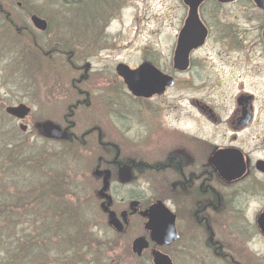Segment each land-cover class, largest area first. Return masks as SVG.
Segmentation results:
<instances>
[{"label":"flooded vegetation","instance_id":"1","mask_svg":"<svg viewBox=\"0 0 264 264\" xmlns=\"http://www.w3.org/2000/svg\"><path fill=\"white\" fill-rule=\"evenodd\" d=\"M14 1L0 0V87L8 86L7 74L20 75L19 58L32 55L39 65L22 71L21 78L27 87L20 88L15 101L0 98L5 105V113L0 115L18 125L17 131L11 129L18 134L12 143H1V189L5 181L8 185L15 182V168L20 164L16 151L20 133H28L32 139L37 133L44 135L46 143L58 145L63 157L68 145L82 148L84 138L96 136L98 149L108 154V160L99 167L110 173L111 211L123 225V231L117 233L109 226L108 214L102 211L109 229L119 237L134 223L142 226V233L126 250L129 260L157 264L155 256L159 255L165 260L163 264H264V253L260 251L264 248V156L258 157L260 147L264 152V134L258 131L264 114V0H177L178 24L170 41L168 59L145 47L136 65L112 60L108 66L112 71L100 73V79L109 85V94L102 97H92L83 87L92 79L91 73L97 71L93 63L84 65L83 59L78 63L81 54L66 48L61 34L53 29L51 18L30 3ZM96 5L93 15L99 13ZM83 10L81 7L80 12ZM96 16L104 23L109 14L101 12ZM34 17L45 21L47 29L37 28ZM38 58H44L45 66H41ZM64 60L71 64L76 75L71 82L75 93L73 104L59 114L45 113L43 123L30 122L39 111L37 105L43 101L50 106L56 101L60 104L66 101L69 88L61 70ZM196 74L206 75L201 79L203 91L209 97L187 100L202 117L207 132L198 135L178 127L173 132L163 130L161 119L155 115L154 102H163L170 92L189 89ZM214 91L221 92L220 97ZM95 98L110 105L125 101L139 104L140 119L127 120L131 124L129 132L141 128L148 143L154 142L155 137L163 143L162 133L169 132L171 138L167 143H172L160 153L149 155L148 147H142L141 151H145L142 158L132 154L121 159L118 147L104 139L101 127L82 132L79 112L90 107ZM22 105L30 109L26 119L7 113L8 108ZM174 105L177 111V104ZM40 117L38 113L39 121ZM47 123L59 128L61 136H47L44 130ZM32 148L35 152L36 147ZM36 156L26 154L25 158H29V163ZM30 167H34L33 172L36 170V164ZM122 169L127 170V181L121 180ZM35 180L33 177L32 181ZM114 182L125 185L138 182L142 186L139 192L119 198L124 205L119 212L113 210L117 200L111 192ZM10 195L0 198V215H14L18 197L15 190ZM186 199L191 202L190 210H171L166 204ZM157 202H162L172 215L162 224L164 230L155 241L147 229L149 218L143 213ZM131 203H138L135 212ZM123 212L127 213V225L121 218ZM171 228L172 239L168 237ZM137 239H143L147 245L141 253L133 249ZM112 243L121 246L113 241L104 242L109 253L104 256L107 261L114 258L110 255Z\"/></svg>","mask_w":264,"mask_h":264},{"label":"rangeland","instance_id":"2","mask_svg":"<svg viewBox=\"0 0 264 264\" xmlns=\"http://www.w3.org/2000/svg\"><path fill=\"white\" fill-rule=\"evenodd\" d=\"M63 1L15 0L14 2L30 3L39 12L51 18V25L55 31L61 34L66 48L75 53L79 51L81 54L78 63L82 59L84 65L86 62L93 63L97 71L91 73L92 79L90 78L83 86L84 89L91 92L92 97H102L109 94L107 92L109 85L104 83L106 82L104 79H100V73L105 70L108 74L112 71L108 67L112 60L113 62L127 61L136 65L145 47L149 50L158 51L157 56L161 55L162 58L168 59L170 41L178 24L179 5L177 0H119L120 2L116 0H79L78 5H65L66 2ZM95 5L98 6L99 13L109 14L104 23L98 21L99 18L96 15L99 13L92 14ZM81 7L84 8L83 12H80ZM56 28L59 29L56 30ZM19 60L20 75L7 74L8 86L0 87V98L4 96L5 102L15 101L14 96L21 93L20 88L27 87L26 82L21 78L22 71L39 65L32 55H27L23 59L19 58ZM38 60L41 66H45L44 58H38ZM61 70L69 88L66 101L61 104L59 101H56L55 104L51 103L52 107L47 101H43L37 105L41 120H38L37 113L36 119L35 117L29 119L30 122L43 123L45 117L42 115L45 113L49 114L56 111L59 114L60 111L73 104L75 93L72 90L71 82L76 78V75L71 64L66 60L61 66ZM205 76V74H196L197 78L194 84L188 86L189 89H181L177 93L170 92L163 102H154L157 103L153 105L155 115L158 120L161 119L163 130L173 132L174 128L178 127L181 131H189L198 135L207 132L202 117L188 104L187 100L193 97L202 99L209 97L203 91L201 77ZM28 84L30 85V83ZM35 87L38 88V85ZM220 93L214 91L217 97H220ZM175 103L177 104V111ZM1 105L0 114H3L5 113V105L3 106L2 102ZM153 107L150 109L153 110ZM139 112V104L125 101L117 105H110L95 98L90 107H84L80 110L79 120L83 134L94 126L101 127L105 132L104 139L115 143L120 151L119 157L121 159L132 154L142 158V153L145 152L141 151L142 147H148L146 151L150 152L149 155L152 152L154 154L163 152L172 143L171 141L167 143V140L171 138L169 132L162 133L164 134L163 143L157 137H155L154 142L149 141L150 143H148L144 139H148V137L142 135L143 130L139 127L129 132L131 124L127 120L130 118L140 119ZM148 112L152 113L150 110ZM37 123L36 125H38ZM15 127H18L16 123L6 119L5 115H0V147H2L1 143L11 144L12 139L16 138L17 133L11 130L16 129ZM17 130L18 128L15 131ZM258 131L264 134V114L260 117ZM20 134L18 136L20 144L16 148L20 162L27 167L36 164V170L27 175L29 170L21 166L18 171V164L15 168V182L8 185L5 181L3 191L2 185H0V198L14 193V190L15 195L21 191L19 204L17 199L15 202L22 206L19 208L15 204L14 215H6L5 222L0 218V264H115L116 262L119 264H137L134 260L128 259V251L126 252V250L132 240L142 233V226L134 223L122 236L117 237L109 229L107 218L102 212L101 206L104 199L101 198L103 199L101 200L98 196L102 182L93 173L97 169L103 170L104 167H99V164H105V161L108 160V154L98 149L96 136L84 138L82 148L75 147L74 144L68 145L67 153L63 157L57 150L58 145L46 143L44 135L37 133L32 139L28 133ZM32 147L34 149L36 147L35 152ZM38 152L41 156L37 155ZM30 153L37 156L28 163L29 158H25V154L31 155ZM263 156L264 152L261 151L260 147L258 157ZM38 165L43 168L41 169V166L38 167ZM47 166L56 167V173L62 177L64 185L61 191L59 184L56 185L54 191L48 190L49 186L47 185L53 181L56 174L50 177L45 170ZM33 177L36 179L35 182L32 181ZM1 178L3 179L0 176ZM141 187L138 182L126 185L114 182L111 192L117 197V200L113 210L119 212L120 209L124 208V205L119 203L120 197L137 193ZM190 203L189 199L170 201V203L166 201L171 210L174 208L190 210ZM52 209L58 211L51 213L50 210ZM63 214H65L66 220L59 219ZM88 220L89 223L86 224ZM54 231L57 234L63 231L67 233L73 231L70 237H64L70 239L65 248L70 247L72 252L63 257L62 261L57 259L60 255L56 257L55 253H51L52 255L48 257V246H54L59 252V246L56 245L58 239L51 238L50 245V241H48V237H51ZM12 233L15 234L12 235ZM64 238H60V240L63 242ZM105 241H113L121 245L112 243L110 255L114 258L109 261L104 257L109 254L107 246L104 245ZM28 243L31 244V250ZM33 246L36 248L35 254L33 253ZM261 250L264 253V248ZM260 251V257H263L264 254L262 255Z\"/></svg>","mask_w":264,"mask_h":264},{"label":"water","instance_id":"3","mask_svg":"<svg viewBox=\"0 0 264 264\" xmlns=\"http://www.w3.org/2000/svg\"><path fill=\"white\" fill-rule=\"evenodd\" d=\"M34 24L36 25L37 28L41 30H46L47 29V24L45 21L39 20L38 18L34 17L33 19ZM141 70V69H140ZM139 70V71H140ZM30 112V109L27 108L26 106H19L16 108H8L7 113L10 115L17 116L18 118L24 119ZM44 130L45 134L50 137H58L61 136L59 128L56 126H53L49 123L44 125ZM66 137V136H64ZM263 164V163H261ZM263 168V166H260ZM93 175L96 178H103V186L99 192V197L103 198L106 200V204H103V209L104 212H106L109 216V224L113 229H115L118 232L123 231V225L117 218L116 214L114 212L110 211V206L112 203L111 197L107 194L109 190V179H110V173L107 171H101V170H95ZM120 177L122 181H127L129 179V176L127 175V170L122 169L120 171ZM138 206V203H131L130 208L132 212H135V207ZM172 214H170V211L165 207V205L162 202H157L153 206L149 208V210L145 213H143V216H146L149 218V224L147 225V229L151 230V235L153 240H157V237L160 236L163 232V227L162 224L164 221L168 218L171 217ZM163 217V220L160 221V218ZM121 218L124 219L125 225L128 224L127 220V213L123 212L121 214ZM169 224L173 225V222L170 221ZM174 233V229L171 228L170 233L168 234V237L172 239ZM147 245L145 244L143 239H137L134 241L133 244V249L137 251L138 253H141L143 249H145ZM155 262L157 264H163L165 263V260H162L161 256L157 255L155 256Z\"/></svg>","mask_w":264,"mask_h":264},{"label":"trees","instance_id":"4","mask_svg":"<svg viewBox=\"0 0 264 264\" xmlns=\"http://www.w3.org/2000/svg\"><path fill=\"white\" fill-rule=\"evenodd\" d=\"M63 2H66L67 4H70V5H75V4H77L79 2V0H64ZM39 155L41 156V154H39ZM17 158H19V155L17 156ZM31 160H33V159H31ZM19 161H20V158H19ZM21 166L22 167H25V168H27L29 170V173H27V175L28 174L30 175L31 173H33L32 169H34V167H27V166H25V164H21V162H20V164L18 166V171H19V168ZM42 168L43 167L41 166V169ZM41 169H39V170H41ZM45 170L48 172L49 175L51 174L50 177H52L53 174H56L55 177H53V181L49 182L48 185H47V186H49V188H48L49 191L50 190L51 191H54L57 184H59V186L63 187L64 183L62 182V177L56 173L57 172L56 171V167H54V166L53 167L47 166V168ZM48 174H47V177H48ZM17 197H18L17 198V200H18L17 203L19 204V197H21V191L18 192ZM15 204H16V202H14V205ZM17 206L19 208L22 207L20 205H17ZM57 211L58 210H56V209L50 210L51 213H56ZM8 216H10V215H8ZM59 216H60V213H59ZM0 218L5 222L7 217H6V215L3 214V215H0ZM59 219H65L66 220L65 214L61 215V217ZM88 223H89V220L87 221L86 224H88ZM14 234L15 233H12V235H14ZM72 234H73V231L71 233H67L66 231H63V232H61L59 234H57V232L54 231V234L51 237H48V241H50L49 242V245H50L51 244V240L53 238L58 239V241L56 242V245L59 246V252H58V250L56 248H54V246L53 247L48 246V257H50V255H52L51 253H55L56 257L58 255H60V256L57 257V259L62 261L63 257H65L68 253H71L72 252V249L70 247L67 248V249L65 248L66 243L68 241H70V239L64 238V237H66V236L70 237ZM19 235H20V232H19ZM60 238H64L63 242L60 240ZM54 243H55V241H54ZM28 244H29L30 250H31V244L30 243H28ZM35 250H36V248H35V246H33V253L34 254H35ZM84 264H88V263H84Z\"/></svg>","mask_w":264,"mask_h":264}]
</instances>
